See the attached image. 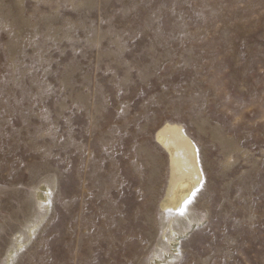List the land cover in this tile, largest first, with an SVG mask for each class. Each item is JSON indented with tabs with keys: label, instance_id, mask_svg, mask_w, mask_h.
<instances>
[{
	"label": "rangeland",
	"instance_id": "obj_1",
	"mask_svg": "<svg viewBox=\"0 0 264 264\" xmlns=\"http://www.w3.org/2000/svg\"><path fill=\"white\" fill-rule=\"evenodd\" d=\"M0 264H264V0H0Z\"/></svg>",
	"mask_w": 264,
	"mask_h": 264
},
{
	"label": "bare ground",
	"instance_id": "obj_2",
	"mask_svg": "<svg viewBox=\"0 0 264 264\" xmlns=\"http://www.w3.org/2000/svg\"><path fill=\"white\" fill-rule=\"evenodd\" d=\"M153 141L166 155L168 165L167 184L163 195L157 202V209L160 213V220L167 217L174 223L178 221L180 210L182 208L187 210V201L195 194L201 184L202 172L197 148L182 125L167 121L154 132ZM46 193L47 190L44 187L37 191L36 197L39 204L47 201ZM118 201H120V196H118ZM179 236L172 233L171 237L167 239L171 252L176 251L180 240ZM15 247L19 248L21 244L16 242ZM15 247L7 253L9 261L14 256ZM165 254L166 257L169 256V253ZM155 262L158 263L159 261L156 259Z\"/></svg>",
	"mask_w": 264,
	"mask_h": 264
},
{
	"label": "snow or ice",
	"instance_id": "obj_3",
	"mask_svg": "<svg viewBox=\"0 0 264 264\" xmlns=\"http://www.w3.org/2000/svg\"><path fill=\"white\" fill-rule=\"evenodd\" d=\"M180 214H181V215L184 214V209H183V208L180 210Z\"/></svg>",
	"mask_w": 264,
	"mask_h": 264
}]
</instances>
